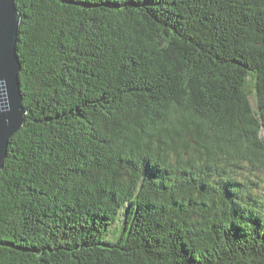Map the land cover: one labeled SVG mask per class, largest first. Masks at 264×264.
I'll list each match as a JSON object with an SVG mask.
<instances>
[{
    "label": "trees",
    "instance_id": "trees-1",
    "mask_svg": "<svg viewBox=\"0 0 264 264\" xmlns=\"http://www.w3.org/2000/svg\"><path fill=\"white\" fill-rule=\"evenodd\" d=\"M16 4L0 264H264V0Z\"/></svg>",
    "mask_w": 264,
    "mask_h": 264
},
{
    "label": "water",
    "instance_id": "water-1",
    "mask_svg": "<svg viewBox=\"0 0 264 264\" xmlns=\"http://www.w3.org/2000/svg\"><path fill=\"white\" fill-rule=\"evenodd\" d=\"M21 14L16 0H0V170L4 167L10 138L25 123L17 50Z\"/></svg>",
    "mask_w": 264,
    "mask_h": 264
},
{
    "label": "rangeland",
    "instance_id": "rangeland-1",
    "mask_svg": "<svg viewBox=\"0 0 264 264\" xmlns=\"http://www.w3.org/2000/svg\"><path fill=\"white\" fill-rule=\"evenodd\" d=\"M251 98H252V101H253V103L255 105V96H254V94L251 96ZM245 170H246V168H245ZM243 171L244 170H242L241 172H243ZM256 173H258V172H256ZM243 175L250 176L253 179H255L256 181H258V183L261 184V188H259L258 191H260L261 193H264V169H262L259 172V176L258 177L256 175H253V174L251 175V172H249L247 170L244 171ZM124 221H125V215H124V210H123L121 212V214H120L119 220L111 228V231H110V233L108 235V239L109 240L115 241L119 237V235H120V233H121V231H122V229L124 227Z\"/></svg>",
    "mask_w": 264,
    "mask_h": 264
}]
</instances>
